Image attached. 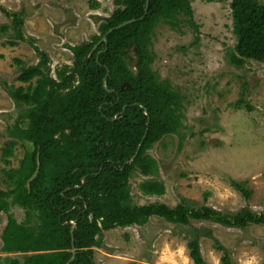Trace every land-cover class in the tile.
I'll use <instances>...</instances> for the list:
<instances>
[{"label": "trees", "instance_id": "trees-1", "mask_svg": "<svg viewBox=\"0 0 264 264\" xmlns=\"http://www.w3.org/2000/svg\"><path fill=\"white\" fill-rule=\"evenodd\" d=\"M114 3L97 35L69 46L71 65L56 68L54 77L42 51L36 50L39 61L35 65L23 66L14 59L20 68L17 80L26 85L6 91L25 110L8 127L10 138L1 150V160L8 167L3 170L8 187L0 190V210L7 209L4 198L11 196L27 215L35 212L37 224L29 227L7 215L2 250L23 253L20 259L8 258V264H95L92 250L100 247L103 231L143 224L153 215L180 224L190 219L240 228L264 224V213L248 208L227 215L204 205L188 207L183 199L173 207L159 202L130 203L131 173H156V161L146 151L162 136L175 133L182 116L179 95L150 68V35L161 20L172 26L180 14L191 20V7L189 0H147L144 12L146 0ZM90 5L95 8L97 3ZM0 9L11 18L9 27H1L13 33L8 43L25 40L21 11ZM230 13L236 39L228 54L230 62L236 66L249 59L264 63V3L230 0ZM129 19L135 21L115 28ZM130 46L135 48V72L127 63ZM242 106L250 110L240 97L235 107ZM25 142L30 148H24L17 166L11 167L14 146ZM36 154L39 168L26 187ZM231 184L245 198L250 196L239 182ZM138 187L147 195L164 192L163 183L152 178ZM186 246L192 262L203 264L197 237L189 238ZM215 248L221 252L220 263L231 264L226 249Z\"/></svg>", "mask_w": 264, "mask_h": 264}, {"label": "rangeland", "instance_id": "rangeland-1", "mask_svg": "<svg viewBox=\"0 0 264 264\" xmlns=\"http://www.w3.org/2000/svg\"><path fill=\"white\" fill-rule=\"evenodd\" d=\"M264 3V0H259ZM96 2L95 8L91 3ZM191 20L178 15L174 26L163 20L154 25L148 50L150 68L166 81L181 102L180 126L175 133L162 136L146 151L157 164L156 173L144 176L133 170L128 179L130 203L152 202L169 207L182 199L188 207L202 205L222 214L233 215L244 208L264 213V63L246 60L232 64L233 51L230 0H189ZM0 8L20 12L25 40L13 39L11 18L0 9V190L7 189L1 150L9 140L8 127L25 106L7 94L10 86L26 85L17 80L20 68L39 61L36 50L48 58L49 72L63 64L71 65L69 46L88 41L98 34L103 17L115 8L114 0H0ZM191 21V22H190ZM14 41V40H13ZM128 67L135 72V48L130 46ZM77 82H74L75 85ZM65 92V90L63 91ZM243 97L245 106L235 107ZM28 143L16 144L10 159L15 168ZM148 178L162 182L161 195H147L138 184ZM239 182L250 191L245 198L232 187ZM0 210V264L23 253L4 252L1 233L7 215L16 222L35 227V212L27 215L21 206L4 198ZM197 237L203 264H221L223 246L231 264H263L264 224L243 228L225 226L211 220L190 219L187 224L149 216L143 224L116 226L102 232L100 247L93 248L95 264H194L186 242Z\"/></svg>", "mask_w": 264, "mask_h": 264}, {"label": "water", "instance_id": "water-1", "mask_svg": "<svg viewBox=\"0 0 264 264\" xmlns=\"http://www.w3.org/2000/svg\"><path fill=\"white\" fill-rule=\"evenodd\" d=\"M147 9V0H146V3H145V7H144V12L146 11ZM135 19H129V20H126V21H123L122 23H119L118 25L115 26V28H119L121 26H124L128 23H131V22H134ZM104 41H105V38L103 37L102 38ZM95 47V45L93 46V48ZM38 168H39V161H38V155L36 154V158H35V169L33 171V173L31 174V176L27 179L26 181V187L29 186V182L35 177L37 171H38ZM82 182H83V178H82ZM72 240H71V251L72 253H74V248H73V244H72Z\"/></svg>", "mask_w": 264, "mask_h": 264}]
</instances>
